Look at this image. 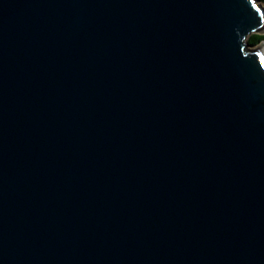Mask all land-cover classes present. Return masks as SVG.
Returning <instances> with one entry per match:
<instances>
[{
  "label": "water",
  "instance_id": "95a60500",
  "mask_svg": "<svg viewBox=\"0 0 264 264\" xmlns=\"http://www.w3.org/2000/svg\"><path fill=\"white\" fill-rule=\"evenodd\" d=\"M257 0H0V264H264Z\"/></svg>",
  "mask_w": 264,
  "mask_h": 264
},
{
  "label": "trees",
  "instance_id": "16d2710c",
  "mask_svg": "<svg viewBox=\"0 0 264 264\" xmlns=\"http://www.w3.org/2000/svg\"><path fill=\"white\" fill-rule=\"evenodd\" d=\"M257 1L264 6V0ZM246 41L249 43L250 46H256L260 42L264 41V33H252L246 38Z\"/></svg>",
  "mask_w": 264,
  "mask_h": 264
},
{
  "label": "bare ground",
  "instance_id": "6f19581e",
  "mask_svg": "<svg viewBox=\"0 0 264 264\" xmlns=\"http://www.w3.org/2000/svg\"><path fill=\"white\" fill-rule=\"evenodd\" d=\"M261 48H262L263 51H264V42L261 43Z\"/></svg>",
  "mask_w": 264,
  "mask_h": 264
}]
</instances>
